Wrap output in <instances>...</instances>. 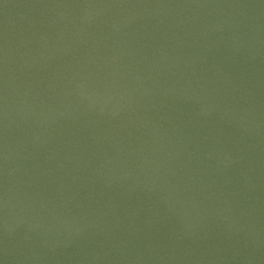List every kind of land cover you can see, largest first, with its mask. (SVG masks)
<instances>
[{
	"label": "water",
	"instance_id": "water-1",
	"mask_svg": "<svg viewBox=\"0 0 264 264\" xmlns=\"http://www.w3.org/2000/svg\"><path fill=\"white\" fill-rule=\"evenodd\" d=\"M0 264H264V0H0Z\"/></svg>",
	"mask_w": 264,
	"mask_h": 264
}]
</instances>
